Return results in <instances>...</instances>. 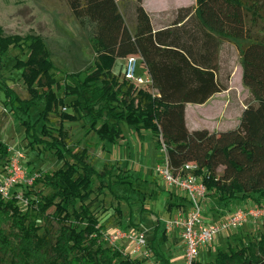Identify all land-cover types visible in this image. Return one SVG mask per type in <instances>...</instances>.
<instances>
[{
	"label": "trees",
	"instance_id": "16d2710c",
	"mask_svg": "<svg viewBox=\"0 0 264 264\" xmlns=\"http://www.w3.org/2000/svg\"><path fill=\"white\" fill-rule=\"evenodd\" d=\"M67 2L81 25L95 24L97 57L84 76L82 71L65 72L62 95L53 88L59 81L44 38L31 32L5 34L0 24V58L12 45L29 47L28 58L18 64L29 97L20 98L6 85V104L26 126L31 147L53 151L63 161L56 170L37 174L32 185H16L10 198L0 194V264L145 262L108 243L106 232L112 221H103L94 205L106 189L117 198H129L131 193L118 194L115 189L125 187L126 192L129 188L137 193L147 179L125 170L108 174V167L96 169L88 146H78L80 142L71 146L67 120L85 119L101 142L111 143L122 135L125 122L138 129L150 128L158 148L166 144L174 168L198 163L207 196L225 206L242 199L264 207V0H196L194 5L173 9L172 20L157 30L143 0H122L124 9L117 0ZM225 40L240 49L242 80L250 92L240 121L234 128L219 131L190 129L186 105L206 103L230 88L233 69L226 58ZM131 54L139 55L148 68L152 78L148 88L114 72L117 58ZM42 101L45 107L32 120L31 110ZM60 105H66L67 111L59 110ZM9 155V144L0 138V170ZM153 182L159 186L156 179ZM18 191L27 198L26 212L15 196ZM162 192H166L169 212L188 207L189 200L177 193L150 191L154 199ZM146 210L140 208L142 213ZM116 211L122 216L120 204ZM161 225L158 218L150 246L158 259L171 264V258L154 243L167 238L165 228L159 234ZM195 264H264V233L248 232L236 245L218 248L214 259Z\"/></svg>",
	"mask_w": 264,
	"mask_h": 264
},
{
	"label": "rangeland",
	"instance_id": "374dc122",
	"mask_svg": "<svg viewBox=\"0 0 264 264\" xmlns=\"http://www.w3.org/2000/svg\"><path fill=\"white\" fill-rule=\"evenodd\" d=\"M120 2L122 9H124L122 0ZM153 2L168 8L165 11L153 13L154 20L167 22L173 18L171 13L173 9L182 5H194L196 0H146L147 7L155 11L154 8L156 7ZM0 24L4 27L5 34L26 35L31 32L44 38L51 58L56 65L59 81L53 85V88L60 95H62L67 82L65 72L82 71L84 76V70H88L97 57L94 42L95 24L87 22L85 25H81L71 11L67 0H0ZM223 44L228 65L233 69L230 88L220 92L208 104L201 105L196 109L190 108L189 121L191 125H196L197 129L208 128L219 131L236 127L245 106V99L250 94L248 87L244 85L242 80L241 52L238 45L229 40H225ZM28 55L29 47L24 43L21 46H10L0 58L2 63L0 66V138L10 146L9 157L16 156L18 152L23 154L22 164L29 171V177H34L42 171L56 170L63 164V161L59 160L53 151L45 150L41 146L32 148L30 140L27 138L26 126L15 118L10 104H6L4 88L6 85L12 88L15 95L20 98L29 97L27 85L23 80V68L18 65L19 61L26 60ZM142 68L139 62L136 70L138 75H141ZM44 107L45 104L42 101L39 106L31 110L32 120L38 118L39 112ZM58 109L67 111V106L60 105ZM25 116L27 119V114ZM51 117L59 121L55 114H52ZM64 125L70 131L71 146H76V143L78 145L79 142L80 145L78 146H88L92 162L99 171L108 167L110 170L108 174H121V170H125L124 172L131 173L136 178L140 176L147 178V181L142 180L137 193L129 188L126 192L125 187L115 189L118 194L125 195L128 193L129 195L131 193L132 196L129 198H117L115 194L106 189V193L94 205V208L103 221H112L108 229L120 228L133 234L143 231L148 241L151 242L153 227L157 224L155 223L156 215H167L164 205L165 192H162L160 197L156 199L150 193L155 185L154 179L167 188L164 178L155 170L156 165L160 162L162 151L157 146L152 130L146 127L138 129L136 126L125 122L122 135L111 143L101 142L96 133L90 130V123L85 119L74 122L67 120L64 121ZM118 204H120L122 216L117 214L116 206ZM146 205L151 207V211L146 210L141 214L140 208ZM203 205L206 206L205 203ZM245 205H251V203L249 204L242 199H234L223 207L233 211ZM20 206L25 212L30 208L26 202H20ZM204 215H206L205 210ZM131 216L133 220L138 221L141 226L140 229L138 223L130 220ZM209 216L210 214H207V217ZM38 221L43 223L42 220ZM163 228L164 226L161 225L159 234ZM240 230V235L247 231L264 233V215L254 220H248ZM235 232L236 230H231L229 235H233L229 241L220 239L219 245L226 249L229 244L236 245L239 243L240 238ZM124 242L126 250L132 253L131 243L128 240ZM159 242H162L161 237L154 243L159 247L161 246L160 249L167 251L171 243L169 234L161 245ZM217 245L215 244L216 247ZM214 249L216 252L217 248ZM215 252L209 253V255L214 254L212 257L214 258ZM199 257L202 258L203 256L200 255ZM161 263L166 264L163 261ZM172 264H176V260Z\"/></svg>",
	"mask_w": 264,
	"mask_h": 264
},
{
	"label": "built area",
	"instance_id": "2783aa9c",
	"mask_svg": "<svg viewBox=\"0 0 264 264\" xmlns=\"http://www.w3.org/2000/svg\"><path fill=\"white\" fill-rule=\"evenodd\" d=\"M141 57L131 54L126 57L123 76L138 87L148 88L152 84L150 75H138L137 65ZM162 156L155 170L164 178L166 187L170 191L186 197L189 200L187 208H180L176 213L165 220V229L172 231L180 229L184 244V259L180 264H195L200 252L220 235H227L231 230H239L248 220L264 215V207L245 205L234 209L219 221H207L204 215V201L207 197V187L204 174L198 173L199 165L196 162H187L176 169L171 165L167 146L162 142ZM23 154L9 157L5 168L0 170V194L4 198L13 195V188L18 184L32 185L34 177H29V171L22 164ZM15 196L19 202H26L23 191H18ZM106 239L111 245H118L131 257L144 258L143 264H162L150 246V242L143 231L133 234L120 228L107 230ZM130 239V240H129ZM125 240L132 245V253L126 250ZM123 244H119L122 243Z\"/></svg>",
	"mask_w": 264,
	"mask_h": 264
},
{
	"label": "crops",
	"instance_id": "0c3cea01",
	"mask_svg": "<svg viewBox=\"0 0 264 264\" xmlns=\"http://www.w3.org/2000/svg\"><path fill=\"white\" fill-rule=\"evenodd\" d=\"M119 3H120V1L121 0H117ZM155 1V0H154ZM146 2V0H143V5H144V7L147 9V11L151 14V18H152V22H153V27H154V29L155 30H157V29H159L160 27H162L163 25H165V23H163L161 20H159V21H155L154 20V16H153V13H158L159 11H165V10H167L168 8H166V7H163L162 5H157V4H155V2H153V5L156 7V8H154V9H156L155 11L154 10H151L149 7H147V4L145 3ZM162 3V2H161ZM160 3V4H161ZM182 6H186V5H182ZM181 7V6H180ZM71 9V8H70ZM72 11V10H71ZM125 60H126V57H118L117 58V60H116V63H115V66H114V72L115 73H118V74H123V72H124V69H125ZM140 63H141V65H142V72H140L141 73V75H144V76H146V75H150L149 74V72H148V68L146 67V65L144 64V62L142 61V60H140L139 61ZM218 94H220V92L219 93H217L216 95H214L212 98H211V100H209L207 103H203V104H199V103H188L187 105H186V121H187V125H188V127L190 128V129H197V127H196V125H194V124H190V121H189V110H190V108L192 109H196L197 107H200L201 105L203 106V105H206V104H208L210 101H212L214 98H216L217 97V95ZM154 139H156L155 137H154ZM144 177V179H147L145 176H143ZM157 181V180H156ZM158 182V185L159 186H156L155 187V185H154V188H152V189H163V190H165V191H167V192H173V193H176V192H174V191H170V190H168L167 188H165V187H163L162 185H161V183L159 182V181H157ZM160 186H161V188H160ZM151 189V190H152ZM162 194V193H161ZM160 194V195H161ZM160 195H159V197H160ZM165 200H166V192H165V194H164V205H165ZM247 203H251V205L253 204L251 201H246ZM204 203L206 204V206L204 207V210H205V218H206V220L207 221H219V220H222V219H224L225 218V215L226 214H228L229 212H231L232 211V209H227V207L226 208H224L223 207V205H221V204H219L217 201H216V199L213 197V196H210V195H208L206 198H205V201H204ZM209 207V208H208ZM145 208L147 209V210H149V211H151V207L150 206H145ZM165 209H166V207H165ZM167 210V209H166ZM179 209H177L176 211H173V212H169L168 210L166 211L167 212V215H162V214H159V215H156V213H155V215H156V221H155V223H157L158 222V218L159 219H161L162 220V224H163V226H164V223H165V220H167L170 216H172L174 213H176L177 211H178ZM228 210V211H227ZM207 211H208V213H207ZM227 212V213H226ZM141 214H143V213H141ZM207 214H210V216L209 217H207ZM211 217V218H210ZM134 223H138V221H136V220H134ZM138 226H139V229H140V225H139V223H138ZM164 228H165V226H164ZM175 229V230H174ZM172 231H167L166 230V236L168 237V234H169V241H171V243L169 244V247H168V250L167 251H165V250H163L162 248H161V250L162 251H164V253H166V255L167 256H169L170 258H171V264H172V262L174 261V260H176V264H180L182 261H183V259H184V253H185V248H184V244H183V242H182V238H181V234H180V229L179 228H174ZM109 230H111V229H109ZM150 230V229H149ZM149 230H146V231H149ZM153 231H154V227H153ZM241 232V230L239 229V230H237L235 233H237L236 235L237 236H239V238H240V240L242 239V238H244L245 237V235L248 233V232H251V231H247V232H245L242 236L239 234ZM230 234V233H229ZM229 234H227V235H220V236H218L216 239H215V241L212 243V244H210L209 246H207V247H205L201 252H200V255H202L203 257L202 258H200V257H198V261H202V262H205V261H208V260H211V259H214V258H212L213 256H214V254L213 255H209V253H214L215 251V249L214 248H217L216 249V252H217V250H218V248H220V247H222V246H220L219 245V241H220V239L221 240H224V241H229V239L232 237V235H229ZM244 236V237H243ZM167 239V238H166ZM217 239H219V240H217ZM124 242H122L121 244H123ZM215 244H218L217 245V247L215 246ZM161 247V246H160ZM223 248V247H222ZM216 252H215V254H216ZM199 255V256H200ZM161 261V260H160ZM162 262V261H161Z\"/></svg>",
	"mask_w": 264,
	"mask_h": 264
}]
</instances>
